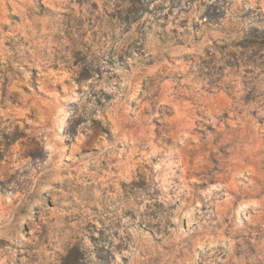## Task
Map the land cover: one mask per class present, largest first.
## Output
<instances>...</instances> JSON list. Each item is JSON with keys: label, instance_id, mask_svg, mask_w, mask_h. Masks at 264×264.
Instances as JSON below:
<instances>
[{"label": "rangeland", "instance_id": "rangeland-1", "mask_svg": "<svg viewBox=\"0 0 264 264\" xmlns=\"http://www.w3.org/2000/svg\"><path fill=\"white\" fill-rule=\"evenodd\" d=\"M0 264H264V0H0Z\"/></svg>", "mask_w": 264, "mask_h": 264}]
</instances>
